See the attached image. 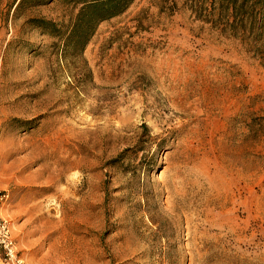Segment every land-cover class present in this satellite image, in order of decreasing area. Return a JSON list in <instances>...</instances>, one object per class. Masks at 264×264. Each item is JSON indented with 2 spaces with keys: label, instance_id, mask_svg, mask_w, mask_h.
I'll return each instance as SVG.
<instances>
[{
  "label": "rangeland",
  "instance_id": "1",
  "mask_svg": "<svg viewBox=\"0 0 264 264\" xmlns=\"http://www.w3.org/2000/svg\"><path fill=\"white\" fill-rule=\"evenodd\" d=\"M199 5L131 0L88 36L72 0H0V216L24 264H264V67Z\"/></svg>",
  "mask_w": 264,
  "mask_h": 264
},
{
  "label": "trees",
  "instance_id": "2",
  "mask_svg": "<svg viewBox=\"0 0 264 264\" xmlns=\"http://www.w3.org/2000/svg\"><path fill=\"white\" fill-rule=\"evenodd\" d=\"M22 0H20L21 2ZM81 4L76 26H85L88 36L93 24L113 17L131 0H72ZM196 17L221 34L238 39L245 50L264 67V0H198ZM41 22V27L46 28ZM77 29V28H76ZM256 121V119H255ZM256 130L264 131V117L257 119Z\"/></svg>",
  "mask_w": 264,
  "mask_h": 264
},
{
  "label": "built area",
  "instance_id": "3",
  "mask_svg": "<svg viewBox=\"0 0 264 264\" xmlns=\"http://www.w3.org/2000/svg\"><path fill=\"white\" fill-rule=\"evenodd\" d=\"M6 198V194L0 191V202ZM0 249L3 253L5 264H24L18 255L15 240L11 233L9 221L0 216Z\"/></svg>",
  "mask_w": 264,
  "mask_h": 264
}]
</instances>
